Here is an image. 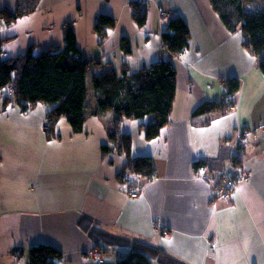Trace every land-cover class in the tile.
Segmentation results:
<instances>
[{
	"label": "crops",
	"instance_id": "1",
	"mask_svg": "<svg viewBox=\"0 0 264 264\" xmlns=\"http://www.w3.org/2000/svg\"><path fill=\"white\" fill-rule=\"evenodd\" d=\"M36 1L0 0L2 57L30 47L33 54L62 50L71 25L82 57L99 64L88 73V114L80 132L61 116L50 137L41 123L51 106L36 103L23 111L14 103L4 106L0 95V264H29L39 258L30 254L37 244L60 250L59 264H115L137 244L151 264H264V136L239 140L232 170L246 171L248 179L229 199L212 197L236 129L264 122V74L258 65L264 51L252 53L243 32L229 31L209 0H149L142 25L132 18L134 0ZM19 4L34 9L4 23L2 11ZM244 5L252 11L264 8V0ZM101 14L114 19L104 38L94 29ZM172 14L185 21L190 39L173 59L176 90L169 121L151 139L141 125L151 116L122 118L118 126L130 135L131 156H149L155 167L153 178L131 196L120 180L127 158L108 139L113 112H92L91 76L107 67L132 74L158 59ZM231 77L239 86L224 101V80ZM206 101L224 105L193 115ZM231 101L236 108L227 110ZM92 248L101 252L100 263L90 258Z\"/></svg>",
	"mask_w": 264,
	"mask_h": 264
},
{
	"label": "trees",
	"instance_id": "2",
	"mask_svg": "<svg viewBox=\"0 0 264 264\" xmlns=\"http://www.w3.org/2000/svg\"><path fill=\"white\" fill-rule=\"evenodd\" d=\"M209 1L227 29L232 32L240 29L245 37L244 45L260 56L264 51V8L249 11L244 5V0ZM32 9L33 5L22 7V4H19L14 11L4 10V23H10L14 18ZM132 18L139 25H142L146 18V7L135 0L132 5ZM168 19L167 30L161 34L162 53L158 59L132 74L123 70L119 75L113 68L107 67L101 73L91 76L92 87L96 92V107L92 112H113L114 121L108 139L127 158L126 166L120 174V180L127 182V185L133 182L136 175H151L155 167L149 156H131V138L128 133L118 129L120 120L151 116V121L141 124L145 138L151 139L158 135L160 129L169 121L175 96L176 69L173 59L181 55L189 44L190 33L185 21L173 14ZM113 26L114 19L101 14L94 29L100 38H104L107 30ZM63 41L64 47L59 51L50 48L40 54H33V47H30L27 53L7 59L2 57L0 42V90L9 84L13 88L10 94L3 97L4 106L14 103L23 111L36 103L51 106L49 113L52 123L64 116L72 130L80 132L88 114V73L90 67L99 64V61L82 57L76 46L71 25L66 27ZM121 45L129 51L125 38L122 39ZM258 65L264 74V56ZM224 84V101H227V98L237 91L239 82L237 78L231 77L225 79ZM223 105V101L202 102L192 114L205 113ZM51 128L47 131L50 137ZM102 149L108 150V145L103 144ZM143 247L137 244L115 264H151L149 256L141 250ZM30 254L39 258L32 259L29 264H59L62 259V252L48 244L33 245Z\"/></svg>",
	"mask_w": 264,
	"mask_h": 264
},
{
	"label": "built area",
	"instance_id": "3",
	"mask_svg": "<svg viewBox=\"0 0 264 264\" xmlns=\"http://www.w3.org/2000/svg\"><path fill=\"white\" fill-rule=\"evenodd\" d=\"M142 5H147L149 0H135ZM162 14L169 16V12H164L161 11ZM12 86V85H11ZM10 85H8V88ZM230 107H234L230 105ZM49 117V116H48ZM52 124V120L50 118H47L43 120L41 123V128L47 132ZM258 135L264 136V122L260 123L257 127H243L240 129H236V137L234 139L233 145L230 148V157H229V162L227 166L218 174L217 176V181L213 186V193L212 197L217 198L221 197L223 199H228L230 193L237 187L238 183L242 181H246L248 179V173L246 171H241L240 173L234 174L232 168L234 167V164L237 160L238 154H239V140L241 138H245L247 136L250 137H257ZM196 169V168H195ZM201 169V167H199ZM154 172L146 177L136 175L133 182L131 184H128L126 189L129 195L133 196L135 195L139 189L142 188L144 183L147 180H150L153 178ZM155 229H159L160 226L158 223L154 224ZM163 232H165V229H163ZM90 258L94 260L95 262H101L102 261V256L101 252L97 248H92L89 251Z\"/></svg>",
	"mask_w": 264,
	"mask_h": 264
},
{
	"label": "rangeland",
	"instance_id": "4",
	"mask_svg": "<svg viewBox=\"0 0 264 264\" xmlns=\"http://www.w3.org/2000/svg\"><path fill=\"white\" fill-rule=\"evenodd\" d=\"M68 26V25H67ZM94 76V75H93ZM89 77H90V74H89ZM10 85V87L8 88V85L7 86H5L4 88H3V90H0V95L2 96V97H5L7 94H10L12 91H13V88H12V86H11V84H9ZM212 102H218V101H212ZM230 103H233V101H231ZM234 108H236V105L234 106V107H227V110L228 109H234ZM24 111H27V110H24ZM49 116V117H48ZM47 118H52L51 116H50V113H49V111L46 113V115H45V117H44V120L45 119H47ZM43 122V121H42ZM43 132H45L43 129H41ZM200 161H197V163H199ZM197 163H194V168H196L197 167ZM202 169H204V167H202ZM139 191H140V189L138 190V192L136 193V194H138L139 193ZM135 194V195H136ZM229 199V198H228ZM227 200V199H226Z\"/></svg>",
	"mask_w": 264,
	"mask_h": 264
},
{
	"label": "bare ground",
	"instance_id": "5",
	"mask_svg": "<svg viewBox=\"0 0 264 264\" xmlns=\"http://www.w3.org/2000/svg\"><path fill=\"white\" fill-rule=\"evenodd\" d=\"M143 7H146V5H143ZM230 105L234 106L235 104H233V103H229L228 106L230 107ZM216 181H217V180H216ZM216 181H215V183H216ZM16 264H17V263H16Z\"/></svg>",
	"mask_w": 264,
	"mask_h": 264
},
{
	"label": "clouds",
	"instance_id": "6",
	"mask_svg": "<svg viewBox=\"0 0 264 264\" xmlns=\"http://www.w3.org/2000/svg\"><path fill=\"white\" fill-rule=\"evenodd\" d=\"M51 127H52V124H51ZM47 133V132H46Z\"/></svg>",
	"mask_w": 264,
	"mask_h": 264
}]
</instances>
